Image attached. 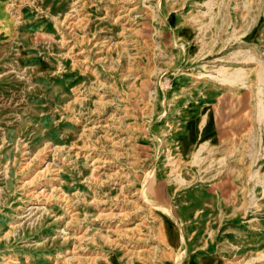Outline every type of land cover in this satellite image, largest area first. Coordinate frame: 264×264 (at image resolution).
<instances>
[{
  "label": "rangeland",
  "instance_id": "1",
  "mask_svg": "<svg viewBox=\"0 0 264 264\" xmlns=\"http://www.w3.org/2000/svg\"><path fill=\"white\" fill-rule=\"evenodd\" d=\"M0 264H264V0H0Z\"/></svg>",
  "mask_w": 264,
  "mask_h": 264
}]
</instances>
